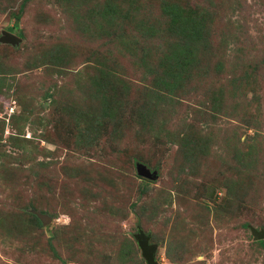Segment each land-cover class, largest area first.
<instances>
[{
  "label": "rangeland",
  "instance_id": "obj_1",
  "mask_svg": "<svg viewBox=\"0 0 264 264\" xmlns=\"http://www.w3.org/2000/svg\"><path fill=\"white\" fill-rule=\"evenodd\" d=\"M252 230L264 0H0V264H264Z\"/></svg>",
  "mask_w": 264,
  "mask_h": 264
},
{
  "label": "water",
  "instance_id": "obj_2",
  "mask_svg": "<svg viewBox=\"0 0 264 264\" xmlns=\"http://www.w3.org/2000/svg\"><path fill=\"white\" fill-rule=\"evenodd\" d=\"M5 36H6V38H5L6 42L14 43L16 41H19V38L14 37L10 34L5 33ZM139 173L141 176H143L145 178H153L152 175L148 174L143 168H141L139 170ZM41 220H42L43 224H46L47 218L45 216H42ZM252 233H253V236L255 237V239H257V240H262L264 238V234H262V232H257L255 230H252ZM148 242H149V237L140 233V238L138 239V246L141 250L142 256L146 260V264H156V262L154 260L155 247L153 245H150Z\"/></svg>",
  "mask_w": 264,
  "mask_h": 264
},
{
  "label": "trees",
  "instance_id": "obj_3",
  "mask_svg": "<svg viewBox=\"0 0 264 264\" xmlns=\"http://www.w3.org/2000/svg\"><path fill=\"white\" fill-rule=\"evenodd\" d=\"M165 11H166V9H165ZM165 11H164V13H165ZM190 28L191 27H183L181 32H186ZM184 53L189 55L188 58L186 57V55ZM193 56H194L193 53L190 54L188 51H185V50L179 51L177 56H176L177 65L174 67L169 66V68H168L169 72H167V74L170 76V75H172V73L174 71H180L181 73H184L187 70V68L191 65V63H192L191 61L193 59ZM169 76H168V78H169ZM178 78H179V76L177 75L176 79H178Z\"/></svg>",
  "mask_w": 264,
  "mask_h": 264
}]
</instances>
